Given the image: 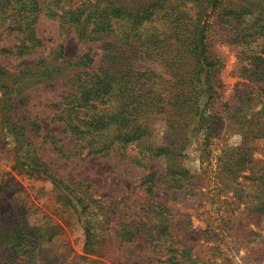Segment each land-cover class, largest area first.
I'll list each match as a JSON object with an SVG mask.
<instances>
[{
    "label": "trees",
    "instance_id": "16d2710c",
    "mask_svg": "<svg viewBox=\"0 0 264 264\" xmlns=\"http://www.w3.org/2000/svg\"><path fill=\"white\" fill-rule=\"evenodd\" d=\"M191 1L196 9L193 15L187 8ZM41 16L102 51L98 69H91L92 58L85 55L80 63L86 70L67 77L68 88L53 106L58 114L52 120L61 125L65 138L45 135L53 150L64 158L110 161L128 173L144 170L148 162L161 161L164 172L160 184L164 189L176 201L199 202L204 173L187 169L183 159L198 136H202L197 139L201 151L206 152L216 123L222 119L217 109L219 69L208 45V19L215 16L225 40L244 51L248 64L242 75L248 84L237 89L238 105L232 116L235 121L229 119L243 132L253 131L257 127L255 119L264 113V0H251L236 10L222 0H0V28L15 36L17 57L32 55L42 47L35 34ZM142 61L161 64L168 78L141 69L138 63ZM258 106L260 112L255 113ZM159 125L160 136L156 133ZM0 134L11 140L13 167L51 183L61 206L69 209L81 225L85 252L94 254L96 227L90 220L93 201L89 195L65 183L30 154V137L23 126L11 122L5 114L0 116ZM249 152L242 148L232 153L230 160L218 161L222 179L238 184L241 171L250 169L253 173ZM254 174H259L256 181L260 195L250 196L248 188L241 191L245 203L259 213L264 225V170ZM155 177L151 173L144 179L150 194L157 182ZM149 198L144 209L154 216L152 222L161 224L159 230L153 234L151 227L147 229L136 220L129 226L124 224L121 241L145 235L158 257L157 264H196L198 258L191 257L186 245L178 250L172 248L177 241L162 239L174 227L168 218L170 212L166 205ZM26 213L15 210L7 221L0 220L4 222L0 243L7 264H17L23 257L34 260L45 242L54 240L51 234L44 235L42 227L30 226L23 218ZM56 227L49 224L50 230Z\"/></svg>",
    "mask_w": 264,
    "mask_h": 264
},
{
    "label": "rangeland",
    "instance_id": "374dc122",
    "mask_svg": "<svg viewBox=\"0 0 264 264\" xmlns=\"http://www.w3.org/2000/svg\"><path fill=\"white\" fill-rule=\"evenodd\" d=\"M222 1L236 10L251 0ZM193 4V1L187 4L191 15L196 10ZM214 20L215 16L208 19L207 38L219 69L217 109L222 119L216 123L206 152L201 151V142L197 139L202 136H198L183 159L187 169L204 173L199 202L176 201L164 189L160 184L164 172L161 161L148 162L144 170L128 173L110 161L64 158L54 151L45 135L51 133L59 139L65 136L61 125L52 122L58 114L53 106L68 88L67 77L86 70L81 67L80 59L85 55L91 57L90 67L96 70L102 64V51L79 40L73 32L62 31L57 22L41 16L36 22L35 34L42 47L32 55L17 57L15 36L4 33L3 26L0 28V116L5 114L11 122L23 126L31 139L30 154L65 183L89 195L93 201L90 220L96 227L94 254H88L76 216L61 206L48 180L13 167L15 157L11 140L0 134V220L7 221L15 210H22L27 212L23 218L30 226L42 227L44 235L51 234L55 240L45 242L34 260L23 257L17 264H157L158 257L145 235L140 234L130 242L120 239L124 224L129 226L136 220L146 224L147 229L151 227L153 234L159 230L161 224L152 222L154 216L144 209L149 196L150 201L153 198L152 201L163 203L170 212L168 218L174 227L162 239L177 241L178 244H172L174 249L180 250L186 245L191 257L198 258L196 264H264V225L259 213L245 203L242 193L245 188L250 189V196H255L254 193L259 196L261 192L256 181L259 174L254 173L264 170V113L255 119L257 127L253 131L243 132L234 122L237 89L248 84L242 75L248 61L241 48L225 40L221 23ZM138 65L168 78L167 70L159 63L142 61ZM260 109L256 107L255 113ZM161 132L159 125L156 133L160 136ZM258 133L259 137L253 140ZM242 148L250 149V167L254 172L241 171L237 179L241 184L222 179L217 162L230 160L232 153L237 154ZM202 155L208 158L203 159ZM151 173L156 174L157 182L150 194L144 179ZM3 223L0 222V226ZM49 224L57 227L50 230ZM3 252L4 246L0 243V264H7Z\"/></svg>",
    "mask_w": 264,
    "mask_h": 264
}]
</instances>
